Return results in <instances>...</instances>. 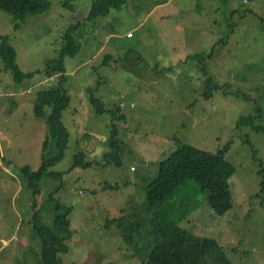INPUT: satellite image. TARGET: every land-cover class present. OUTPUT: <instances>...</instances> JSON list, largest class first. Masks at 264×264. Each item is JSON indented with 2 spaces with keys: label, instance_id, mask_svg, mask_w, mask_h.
Here are the masks:
<instances>
[{
  "label": "rangeland",
  "instance_id": "obj_1",
  "mask_svg": "<svg viewBox=\"0 0 264 264\" xmlns=\"http://www.w3.org/2000/svg\"><path fill=\"white\" fill-rule=\"evenodd\" d=\"M48 1L50 11L31 16L18 31L0 11V43L8 36L20 69L34 73L16 83L0 55V264H40L33 215L36 209L52 226L50 195L72 208L63 264H144L157 242L149 226L154 218L216 240L232 264H264V193L256 195L264 133L254 129L264 128V0H128L94 21L86 18L95 0ZM76 23L78 53L65 60V74L48 76L47 64ZM106 55L112 56L107 63ZM208 76L220 87L206 99ZM52 87L70 97L63 114L68 148L55 167L66 173L43 179L36 195L21 168L42 164L48 124L34 108L38 91ZM91 91L104 114H96ZM117 107L124 121L107 112ZM248 116L255 118L240 123ZM112 119L123 143L120 167L103 164ZM178 142L225 151L235 168L230 212L215 214L207 192L192 181L170 204L145 205V187ZM81 152L103 165L67 172ZM117 220L144 224L140 237L133 232L137 248Z\"/></svg>",
  "mask_w": 264,
  "mask_h": 264
},
{
  "label": "trees",
  "instance_id": "obj_2",
  "mask_svg": "<svg viewBox=\"0 0 264 264\" xmlns=\"http://www.w3.org/2000/svg\"><path fill=\"white\" fill-rule=\"evenodd\" d=\"M128 0H95L86 21H94L105 18L112 11H118ZM51 4L48 0H0V11L11 15L14 19V30L18 31L22 24L31 16L42 15L49 12ZM81 24L76 23L68 27L64 34V44L58 53V57L51 59L46 66V74L52 76L55 73L65 74L67 71V58H74L79 51L78 42L73 36ZM0 55L4 60L5 69L12 71L14 80L20 84L25 79L33 77L34 73L23 72L17 63V52L10 43L8 36L1 37ZM106 55L104 62L111 59ZM203 70L206 69L203 67ZM207 72V71H206ZM220 86L210 76L205 81L203 95L206 99L212 97L215 89ZM90 101L96 114L106 112L102 102L91 91ZM70 97L66 91L59 87H52L38 91L35 101V114L37 117L45 118L48 124V134L44 142L42 164L34 171L31 167L21 168V173L28 184L34 188V193H40V182L45 178L54 180L61 179L66 172L57 171L56 165L64 158L68 148L69 131L63 122V114L69 109ZM120 107L109 112L113 118L125 120L124 115H119ZM257 115L262 114V109L257 108ZM255 117L248 116L241 119L240 123H250ZM108 133V151L104 154V166L114 164L121 166L122 141L119 138V129L115 120L112 119ZM258 132L264 133V128L254 127ZM255 152V151H254ZM95 161H88L83 153L73 156V162L69 166L70 172L77 167L89 168L93 165H103ZM235 174L234 166L226 160L225 151L220 150L213 154L203 151L191 144L178 142L177 148L158 165L155 178L145 187V205L153 208L167 205L172 202L178 191L192 181L201 186L207 192V203L213 212L223 216L230 212L234 206V200L230 189V180ZM261 176V190L264 193V168L258 171ZM53 212V224L47 226L40 219L39 212H34L33 227L34 238L37 237L41 243L40 264H63L62 255L67 253L65 240L70 235V223L68 216L72 208L62 203L60 199L49 196ZM183 206L182 204H179ZM187 219L186 217H184ZM183 220V219H182ZM180 220V221H182ZM128 233L125 240L133 244V232L140 237L139 230L144 224L131 223L124 226L122 221H115ZM152 235L156 238L154 246L144 264H211L210 257L220 264H232L226 257L222 247L216 240L198 237L188 229L180 227L178 223H168L160 218L150 221ZM135 246L138 247L136 242Z\"/></svg>",
  "mask_w": 264,
  "mask_h": 264
}]
</instances>
